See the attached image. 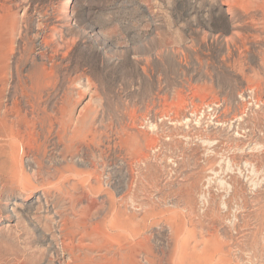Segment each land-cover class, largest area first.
I'll return each mask as SVG.
<instances>
[{
    "label": "rangeland",
    "instance_id": "rangeland-1",
    "mask_svg": "<svg viewBox=\"0 0 264 264\" xmlns=\"http://www.w3.org/2000/svg\"><path fill=\"white\" fill-rule=\"evenodd\" d=\"M28 1L3 59L13 70L0 72V108L25 91L16 69L58 63L52 42L38 45L56 29L66 58L31 98L64 116L67 134L37 125L34 146L25 135L18 150L17 169L45 185L40 204L26 206L33 189L0 170V264H163L191 260L194 245L197 264H264V0H231L233 17L226 0H71V27L55 20L67 0ZM163 116L175 125L151 129ZM215 172L226 189H205Z\"/></svg>",
    "mask_w": 264,
    "mask_h": 264
},
{
    "label": "bare ground",
    "instance_id": "bare-ground-1",
    "mask_svg": "<svg viewBox=\"0 0 264 264\" xmlns=\"http://www.w3.org/2000/svg\"><path fill=\"white\" fill-rule=\"evenodd\" d=\"M27 1L28 0H10V1L0 0V72L4 70L6 71V73H8L9 71L13 70L11 67H7V65H3V59L5 58L6 51L8 50V47L10 45V39L14 38L16 35H20V33L23 31L21 24H22V17L25 15L28 9L25 5ZM226 1L228 5V7L226 8L227 9L226 12H228L230 16L233 17L235 15V3L231 0H226ZM70 3L71 0H67L64 7L60 9L58 14H56L57 18H55V20L58 22H62V21L66 22L68 27H71V25H73L75 20L72 18V15L69 12V10L71 9ZM249 22L257 25L256 22L253 20ZM262 28L264 27L262 26ZM58 33L59 32H57L56 29H53L49 34L43 35V37H41L38 40V45L40 46L41 49H48L51 46L50 43L52 42V45L54 46L53 53L59 59L58 63H55V61H53L50 65L47 64L40 65L38 71L33 70L27 73H22L19 72V69H16V71H14L15 75H13V73L11 72V75H13L16 78V80H20V83L24 85L25 91L22 90V93H20L21 94L20 99L16 97L14 101L7 100V102L5 101V103L3 104L2 108H0V139L3 140V142H0V145L1 143H3V145H1L3 149L0 150V170L5 173L11 174L12 176L14 175L16 179L17 178L20 179L21 182L25 184V188L31 187L33 189V191L29 193L30 195L25 196L24 198L20 196L22 202H25V205L29 206L30 208H32L35 203L40 204L42 200H44L43 198H45L46 192H45L44 184L42 185L39 184L41 188L36 187L35 184L31 181V179L27 176V173H24L25 171L21 172L20 170L17 169L16 166L17 164L16 161L18 159L17 153L21 144L24 143V136L25 135L29 136V138L31 139L29 144L34 146L38 134V131L36 130L37 125H40L39 129L41 128L40 130L43 131L44 129L43 125H46L47 122L52 128L57 129L58 132L61 130L65 132V135L67 134V121L64 119V116L63 118L61 117L60 121H57L59 119L58 112L53 111L50 113L45 111L39 99L35 97L33 99L31 98L32 97L31 93L34 91V88H36L35 83L39 84L40 82H42L44 84L45 83L49 84L52 80L51 75L53 73V68L59 65V63L64 61L66 58L67 53L65 54L64 50L66 47H68L67 45L69 40L67 39V37H65L63 32L60 34ZM82 80L78 84V88L80 89V91L81 90L84 91L83 94H85L86 92L88 94V100L91 101L94 92L92 90L91 83L89 82V80L86 81H82ZM25 97H29V98L25 99ZM203 98L208 99V96H204ZM58 108H59L58 110H60V113L62 115H65L66 108L64 106ZM41 111H44V113H41ZM165 117L163 116V118L162 117L158 118V120H156L157 122L155 123L151 122L150 125L153 126L152 129L158 128V121H163L164 119H167L169 116H165ZM76 120L79 121L81 127H84L89 122L88 115L83 114L82 111L81 113L78 114ZM184 121L191 122L192 119L186 118ZM204 143L210 146L215 144V142H208V141H205ZM6 148H8L7 151H5ZM260 148L261 147H254L250 150V152L252 151L260 152ZM28 165L31 168H35L34 172L36 171L37 166L34 164L33 159L28 160ZM246 166L247 167L250 166L252 168V171H249V174L258 173L256 172V167H254L252 164L248 163L246 164ZM19 171L21 172V174ZM214 175L216 176L208 179V185L204 186L205 189L210 190L214 183H218L222 187H225V189L230 185L227 183L226 180H219L217 178L218 176L217 172H215ZM252 184L258 186V183L255 180L252 181ZM254 189H256V187H254ZM202 196L203 199H208L207 194H202ZM187 198H188V202L191 203L190 193L188 194ZM19 205L20 203H17L15 200L12 204H7L5 206V211L8 216L7 217L8 226L15 225L17 223L19 215L17 216L15 207H19ZM59 231L61 234L63 233L61 228ZM83 238L84 237H82V239ZM62 241L65 245L67 244V242L71 244H74L76 242L74 238H70L67 240L66 237H64ZM83 244L90 245L88 242H83ZM106 250L108 251L109 249L106 248ZM195 255H196V246L194 245L193 251L188 256V258L190 257L191 260H171L169 263H163V264H197L198 260H194ZM145 263L155 264V260H101V264H145ZM57 264H62V262L59 261ZM66 264H69V262H67Z\"/></svg>",
    "mask_w": 264,
    "mask_h": 264
},
{
    "label": "built area",
    "instance_id": "built-area-1",
    "mask_svg": "<svg viewBox=\"0 0 264 264\" xmlns=\"http://www.w3.org/2000/svg\"><path fill=\"white\" fill-rule=\"evenodd\" d=\"M207 110H208V111H207ZM205 113H208L210 116H213V120H214V121L218 119L213 107H210V106L208 107V106L206 105V107L203 108V114H205ZM157 120H158V119H157ZM162 120H163V119H162ZM164 120H166L167 122H169L171 125H175V123H176V121L173 120L171 117H168L167 119H164ZM164 120H163V121H158V123L163 124V123H164ZM149 122L151 123L150 120H149L147 123L149 124ZM158 126H159V125H158ZM151 129H152V128H151Z\"/></svg>",
    "mask_w": 264,
    "mask_h": 264
}]
</instances>
